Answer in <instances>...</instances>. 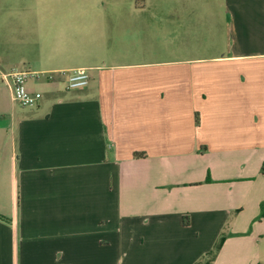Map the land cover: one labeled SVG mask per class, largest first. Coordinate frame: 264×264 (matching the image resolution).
<instances>
[{
  "label": "crops",
  "instance_id": "obj_1",
  "mask_svg": "<svg viewBox=\"0 0 264 264\" xmlns=\"http://www.w3.org/2000/svg\"><path fill=\"white\" fill-rule=\"evenodd\" d=\"M179 9L0 0V71L55 77L34 106L0 83V264H195L222 235L211 264H264V0ZM167 19L189 55L118 54Z\"/></svg>",
  "mask_w": 264,
  "mask_h": 264
},
{
  "label": "rangeland",
  "instance_id": "obj_2",
  "mask_svg": "<svg viewBox=\"0 0 264 264\" xmlns=\"http://www.w3.org/2000/svg\"><path fill=\"white\" fill-rule=\"evenodd\" d=\"M167 6H178L180 9L186 11L191 6L194 5L196 0H166ZM179 2V3H177ZM192 21L190 20H182L180 22L174 21L172 19H167L165 21L166 28L161 31L154 32L152 36V43L150 46H135V50L126 51V46L119 45L118 54L124 55L125 59L135 60V61H143V60H167L176 58L175 56L182 57L189 55V52H186L185 49L190 48V34H189V26H184L182 28L178 27L180 24L189 25ZM188 28V29H186ZM139 38V37H138ZM159 40V41H158ZM165 40V41H162ZM138 45V44H137ZM183 48V52H176V48ZM125 50V51H122ZM6 89V88H5ZM8 92V90L6 89Z\"/></svg>",
  "mask_w": 264,
  "mask_h": 264
},
{
  "label": "built area",
  "instance_id": "obj_3",
  "mask_svg": "<svg viewBox=\"0 0 264 264\" xmlns=\"http://www.w3.org/2000/svg\"><path fill=\"white\" fill-rule=\"evenodd\" d=\"M60 76L65 78L66 88L69 90L81 89L88 85L89 75L85 68H76L70 71H58ZM53 80V73H41L21 69L0 71V83L5 84L10 92L11 99L22 106H34L41 98L39 92L29 91L27 88L28 79L39 80L42 76Z\"/></svg>",
  "mask_w": 264,
  "mask_h": 264
},
{
  "label": "trees",
  "instance_id": "obj_4",
  "mask_svg": "<svg viewBox=\"0 0 264 264\" xmlns=\"http://www.w3.org/2000/svg\"><path fill=\"white\" fill-rule=\"evenodd\" d=\"M134 156H138L137 154H134ZM261 172L264 174V165L261 167ZM209 181V180H207ZM262 209L264 207V203H262L261 205ZM264 216V213H262V217ZM224 240V236H220V238L218 239V241L215 243L213 249L207 253L205 256H203L198 262H196L195 264H211L213 262V260L215 259L218 250L220 249L222 242Z\"/></svg>",
  "mask_w": 264,
  "mask_h": 264
}]
</instances>
